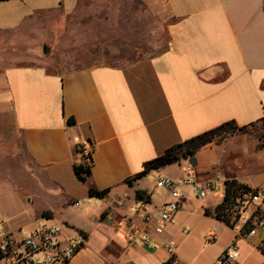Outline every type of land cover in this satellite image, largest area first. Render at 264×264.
<instances>
[{"label":"crops","instance_id":"0c3cea01","mask_svg":"<svg viewBox=\"0 0 264 264\" xmlns=\"http://www.w3.org/2000/svg\"><path fill=\"white\" fill-rule=\"evenodd\" d=\"M144 2H163L171 19L168 47L157 55L122 66L95 65L62 74L0 57V161L13 176L18 170L24 173L26 195L56 204L44 208L41 217L51 220L59 213L68 235L85 234V245L69 264H166L172 257L164 243L175 246L172 264H214L233 242L240 250L238 264H264V233L253 239L237 238L226 214L227 222L207 215L206 210L214 212L223 201L216 195L211 196L215 202L200 205L195 221L194 211L185 205L189 195L198 199L192 187L185 189L173 225L160 235L151 227L145 229L136 192L145 191L160 206L166 193L157 201L155 190L145 187L144 181L176 164L181 166V178L188 159L153 171L133 186L125 183L168 148L234 121L256 130L236 133L200 150L195 171L203 182L222 173L249 188L264 186V0ZM79 3L0 1V41L8 44L15 35L40 34L45 20L74 14ZM86 142L92 145L94 161L90 181L99 190H109L102 199L90 197L88 185L74 171L84 158L78 146ZM14 155L26 163L31 160L36 176L14 169ZM226 186L219 192L225 195ZM79 200L85 201L81 208L74 206ZM189 214H194L193 219ZM133 226L138 232L147 231L158 246L133 238ZM198 226L204 227L199 232L203 243L209 233L218 243L206 263L201 246L192 244ZM97 237L104 244L93 248Z\"/></svg>","mask_w":264,"mask_h":264},{"label":"rangeland","instance_id":"374dc122","mask_svg":"<svg viewBox=\"0 0 264 264\" xmlns=\"http://www.w3.org/2000/svg\"><path fill=\"white\" fill-rule=\"evenodd\" d=\"M166 14L163 2L152 5L144 0H80L74 14L45 20L42 33L15 35L8 44L1 40L0 48L3 51H0V57L6 62L42 65L47 72L59 74L95 65H126L167 49L168 25L171 19ZM11 45H14V48H10ZM249 130L255 131L256 128ZM13 157L11 165L14 169L27 170L31 177L36 176L37 169L31 160L26 163L22 157ZM8 161L6 160V163ZM4 163L5 161H0V229H29L41 218L40 214L44 208H56V204L48 198L26 195L27 189L22 188L25 187L22 186L24 173L18 170L19 173L13 176L11 171L4 167ZM160 174L178 179L181 166L176 164L163 172H154V177L157 178ZM144 186L155 190L157 201L158 197L162 198L164 191L157 189L153 181L145 180ZM213 195L221 200L224 192H209L206 199H196L189 195L185 205L188 211H194L195 221L200 213V205L215 202L211 198ZM68 212L78 216L74 209H69ZM194 214H189L191 219ZM59 219L57 213L50 222L65 226ZM88 221L93 224L90 217ZM203 229V226H198L193 231L195 238L192 244L198 248L201 246L206 263L213 257L218 243L209 244L204 240V243H207L204 245L199 236ZM103 244L101 237H97L91 245L93 248H100Z\"/></svg>","mask_w":264,"mask_h":264},{"label":"built area","instance_id":"2783aa9c","mask_svg":"<svg viewBox=\"0 0 264 264\" xmlns=\"http://www.w3.org/2000/svg\"><path fill=\"white\" fill-rule=\"evenodd\" d=\"M83 157L92 154L89 142L78 146ZM182 177L174 179L160 174L153 178L156 188L163 190L167 199L160 206L152 201H140L138 213L145 225L154 234H162L173 225L186 198V187H192L198 199H206L211 193H218L227 179L222 173H216L209 181H200L191 163L182 167ZM85 201H76L74 206L81 208ZM226 219L237 231V238L253 239L264 233V186L260 188L241 189L227 202ZM132 227L133 238L145 245L157 247L153 237L147 232H138ZM215 234L205 237L207 243L215 242ZM87 237L80 231L73 235L65 232L63 225L51 223L47 217H41L32 228H20L16 232L0 229V264H69L85 245ZM164 247L176 263L175 246L164 243ZM240 250L236 242L230 244L216 259L214 264H238Z\"/></svg>","mask_w":264,"mask_h":264},{"label":"trees","instance_id":"16d2710c","mask_svg":"<svg viewBox=\"0 0 264 264\" xmlns=\"http://www.w3.org/2000/svg\"><path fill=\"white\" fill-rule=\"evenodd\" d=\"M8 1V0H0ZM69 122H74V119H70ZM264 126V119L262 120ZM254 126V125H251ZM249 129L248 126L239 127L234 121L227 122L217 128L206 131L200 135H197L183 143L174 145L168 148L164 154L161 156L148 161L144 165V169L136 174L135 176L127 179L125 183L129 186H133V183L137 180L143 179L153 171L160 170L166 166L173 165L181 162L184 159H188L189 162L194 166L196 163V155L203 148L216 143L220 144L225 141L229 136H232L236 133H245ZM262 140H264V134L261 135ZM94 161L92 155L89 157H84L83 162L76 164L74 166V171L77 178L88 185L89 195L92 198H105L109 190H99L95 187L90 179L92 176V167ZM226 191L223 198V201L216 207L215 211L206 210L207 215H214L217 219L227 222L223 217L226 214L227 202L230 200L233 194L237 193L241 189H249V187L238 183L235 179H228L226 182ZM136 197L139 201H151V196L148 195L145 191L138 190L136 192ZM49 216V213H45ZM173 260L167 262L166 264H172Z\"/></svg>","mask_w":264,"mask_h":264},{"label":"water","instance_id":"95a60500","mask_svg":"<svg viewBox=\"0 0 264 264\" xmlns=\"http://www.w3.org/2000/svg\"><path fill=\"white\" fill-rule=\"evenodd\" d=\"M45 49V51H47V49L46 48H44Z\"/></svg>","mask_w":264,"mask_h":264}]
</instances>
